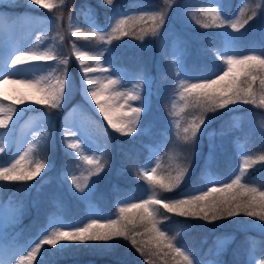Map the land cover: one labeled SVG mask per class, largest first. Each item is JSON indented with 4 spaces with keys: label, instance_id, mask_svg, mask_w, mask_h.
<instances>
[{
    "label": "snow or ice",
    "instance_id": "snow-or-ice-1",
    "mask_svg": "<svg viewBox=\"0 0 264 264\" xmlns=\"http://www.w3.org/2000/svg\"><path fill=\"white\" fill-rule=\"evenodd\" d=\"M27 3L33 6L42 5L43 8L49 10L57 7L52 0H27ZM63 3L64 0H61V4ZM99 3L111 13L106 17V25H100L97 22L95 11L85 5L81 11L86 15L90 31L84 32L80 27H76L71 32L72 37L96 38L108 45H111L114 40L128 36H135L140 41H143L146 36L156 37L165 25L169 11L176 0H164V6L159 11L141 12L138 16L127 15L118 0H99ZM210 3L215 4L216 7L204 11L202 16L205 20L196 19V23L206 29H222L217 34L221 40V46L214 54V61L218 59L219 63L214 62L211 70L206 67L194 74L189 71L185 63L187 48L179 45L172 52L173 59L170 61L178 80L176 87L179 97L185 101V106L190 103L198 113L188 122V126L183 128V140L192 145L198 141V133L203 134L220 110L233 111L241 105H256L264 108V44L260 45L259 54L255 46L252 47V54H236L239 52L238 34H241V30L257 17L256 8H260L264 0H261V3L252 9L251 15L244 19L239 16L230 19L222 15L228 10L226 0H210ZM176 7L179 9L180 5L176 3ZM72 16L73 13L70 12V21ZM59 19L57 17V21ZM105 27L111 30L105 32ZM60 39L63 40V37L61 36ZM14 51L11 48L5 49L3 41L0 40V76H5L0 84L23 83L30 85L31 91L30 93H18L14 98V103H9L7 106L3 104V100H0V127L4 128H7L9 122L13 121L14 114H19L20 110L16 107L17 105H25L27 108L31 107V104L26 102H35L53 109L60 107L70 84L68 72L70 60L67 56H57L50 50L19 51V54H13ZM229 52L234 54H228ZM74 55L81 66V88L85 98L90 97L88 102L90 104L94 102L92 106L98 108L99 113L116 133L130 135L138 132L137 124L141 120V113L147 114L151 108L150 97L153 94L155 77L150 70L141 66L132 76V79L136 81L132 88L117 92L113 86L124 87L129 80L126 74L113 68L112 75L106 78V82L100 81L94 75L98 70L84 64L86 59L98 60V57L90 56L89 52L80 50H75ZM49 61L55 62L56 66L51 68L47 78L35 81H9L7 78L9 75L22 74L23 69L35 67L37 63ZM114 76L117 78H113ZM120 77H123V80ZM53 79L55 83H52ZM257 82L258 89L255 87ZM0 96L4 99H12L2 91H0ZM120 100H123V103H119ZM132 102H138L140 106H133ZM117 107L121 109L126 107L128 111L114 119L113 110ZM261 123L264 126V120ZM176 125L179 127V121H176ZM143 130L145 129H141ZM77 131L81 133L80 136H77ZM62 133L64 134L62 139L71 137L75 141L67 143L68 149L79 148L80 140H86L88 137L87 126L83 121L79 124L75 121H68L67 126L62 128ZM35 148L36 145L29 143L28 150L19 159L7 167L0 166V182H29L40 176L46 169H51L54 166L52 163H46L44 159L39 158L33 159L30 164H24L25 159ZM3 151L4 148L0 147V152ZM106 151L105 148L101 156H104ZM71 155L79 156L89 166L86 176L82 171V179L75 175L71 176L75 194L79 199L88 201L96 193L99 182L103 179L102 174L107 161H102L101 157L83 155L80 152L71 153ZM212 163L211 159L205 161V172L202 174L205 186L209 183L212 185L207 187V190L194 187L191 191L197 194L181 192L179 198L171 199L160 196L157 191L159 189L162 192H172L178 189L190 174L191 157L187 164L177 165L174 175L168 174L160 179L154 176L157 168L153 167L151 172H143V178L151 185L150 189L145 190L148 198H141L139 203L121 202L115 219L102 218L103 222L101 219H88L86 223L65 224L53 216L37 230L35 237L30 238L19 250L11 247L5 248L3 242L7 229L19 221L22 215V205L14 208L11 200L7 206L0 204V264H13L15 256L28 247L30 251H27V255H19L15 264H33V261H37V264H56L55 257L63 256L74 249L111 251L120 238L129 240L146 258L147 264H154V257L168 256L169 253L172 254L174 264H201L195 252L184 245L177 246L176 241L179 239V234L169 236L166 229L162 230L163 224L157 219L158 215H162L164 220L171 219L168 214H174L185 220H203L209 223L230 221L235 218L234 222L241 230L258 229L264 235V191L242 183V179L247 178L246 174L249 169L256 164L264 163V154L255 158L244 155L237 169L238 174L232 173L233 178L227 183L207 171ZM64 176L67 179L66 172ZM92 177L95 178L90 179ZM161 206L165 210L163 213L159 211ZM130 209H140V212L131 214ZM92 215L96 213L93 212ZM109 215L112 214L109 213ZM242 217L252 219L242 220ZM79 223H82V226H78ZM138 225L144 227V233L137 231ZM144 235L148 236L147 240L137 239L138 236ZM225 239L230 240L231 238L226 237ZM247 243L246 264H264V239L257 244L255 237H248ZM44 246L48 248L44 249ZM42 249L47 253V259ZM222 251L223 247L218 248L217 255H220ZM38 254H40L39 258ZM212 264H221V262L213 261Z\"/></svg>",
    "mask_w": 264,
    "mask_h": 264
},
{
    "label": "trees",
    "instance_id": "trees-1",
    "mask_svg": "<svg viewBox=\"0 0 264 264\" xmlns=\"http://www.w3.org/2000/svg\"><path fill=\"white\" fill-rule=\"evenodd\" d=\"M197 1L202 2V0H194L192 3H197ZM118 3L122 6V9L126 10L129 16H138L141 12L159 11L160 8L164 6V0H118ZM226 3L228 5V10L226 13H222V15L230 19H234L237 16L244 19L248 15H251L252 9L257 4H260L261 0H226ZM85 5L95 11L97 22L100 25H106V17L111 13L109 9L100 5L99 0H66V7L62 11L60 10V12L63 14L73 13L72 18L76 21L78 26L82 31L88 32L90 31L88 21L85 13L81 11ZM33 8V6L27 3V0H14L9 3L0 2V10L8 11L10 15H15L24 10H33ZM256 11L257 17H255L253 21H250L249 25L245 26V29L241 30V34H238V43L240 45L246 43V38L249 34H252L256 28L261 29L263 27L262 29L264 30V4H262L260 8H256ZM169 18L170 17L166 18V23L160 30L158 36H146L143 41L138 40L135 36H128L120 40H114L111 45H108L96 38L85 39L83 36H69V38H64V44L67 50L68 47L74 43L82 51H87L90 55L97 56L100 61L108 62L111 65H120L130 70H139L141 66H145L155 78H158L170 72L168 58L162 54L161 59L153 65L149 64L148 61L142 62L139 57V51L150 44L154 47L156 46L158 38L169 30L167 28ZM104 30L105 32H109L111 29L105 27ZM221 31L222 29L219 28H207L206 38L198 44V56L190 57L187 60L189 68L192 69L194 67L196 68V73H199L206 67L208 70H211V66L214 62L219 63L218 59L214 61V54L221 46V40L217 35ZM60 32L64 34L63 31ZM239 53L242 55L252 54L245 50H239ZM96 63V60L89 59L87 65L90 67L94 66ZM72 71L75 78L81 73L76 71L75 66L72 67ZM170 81L171 80H168V82ZM255 87L258 89V82ZM26 103L31 104L30 102ZM17 106H23L24 113H37L38 111H42L46 115L45 117L49 119L45 122V135L40 141V144L36 147L33 153V159H44L46 163H52L54 166L51 169H46L45 172H42L40 176L34 178L32 181L38 180L41 176L46 175L50 178L59 176L68 187H70L67 194L61 195L62 203L66 206L67 218L73 220L83 216V205L75 194L70 183L71 178H69V170L73 165V157L67 148H63L60 145L59 141L57 130L59 122L58 115H60L63 110L58 108L53 109L50 106L39 104L37 108H26L25 105ZM247 106L250 105H241L233 111L220 110L215 118L211 120L208 127L203 131V134L201 135L198 133L199 139L195 145H192L183 140V128L187 127L188 122L198 113L190 103L188 106H185L184 102L187 122L181 129L166 134L162 145L158 148L157 156L160 159V164L155 173V177L160 179L168 174L174 175L177 165L187 164L189 157H191V171L178 189L172 192H162L157 189L160 196L170 199L179 198V194L182 191H191L201 182L200 175L203 169L202 157L206 147V131L210 129L225 131L230 121L231 114L234 112H241ZM81 108L82 114H84L86 119L91 123L96 137L103 139L105 142L107 151L103 161H107L105 164L107 175H105V183L99 185L96 193L99 192L100 198H98L103 205L101 206L113 212L114 217L111 219H115L118 209L121 206V202L119 201L120 195L117 194L118 191L124 194L131 193L139 197L141 194L145 193L146 189L151 188L148 181L143 178L141 168L152 156V149L150 148L152 143L140 130L130 135L116 133L87 106L83 104ZM259 109L264 111V108ZM44 121L45 119H43V122ZM51 122L55 124L54 127L51 125ZM241 131L244 132L243 130ZM226 148V152L219 165V167L223 169L222 173L224 175L228 172L229 167H227V164L229 161H237L241 152L253 158L264 154V139L256 136L248 137L245 134L240 139H235L232 133H230ZM65 172L67 173V179H65L64 176ZM246 177V179H242V183H247L250 187H256L260 191H264V163L254 165L249 169ZM25 183L27 182H0V192H2V196L5 197L10 192L21 189V185ZM103 189H106V193L102 191ZM191 194L197 193L191 191ZM147 198L148 195L145 199ZM126 203L131 202L127 200ZM24 207H26V204ZM24 211L25 208L22 209V216L17 223H22L20 221L22 218L24 221L23 223L29 220L31 224L27 231H35L36 227L43 222V218L41 220L40 214L32 215L30 212L24 215ZM159 211L163 213L165 210L161 206ZM139 212L140 209H130L131 214H138ZM168 215L171 216L169 220H164L162 215L157 216V219L161 220L163 224L162 230L166 229L169 236L179 234V239L176 241L177 246L184 245L187 249L195 252L198 257H202L206 246L210 243V239H212L213 236L230 235L229 238L231 239L225 241L223 251L218 255V258L214 260L221 262V264H245L244 258L248 247L247 238L255 237L257 244L264 239V235H262L258 229L241 230L234 222L235 218L230 221L209 223L203 220H185V218L174 214ZM241 219L250 220L252 218L242 217ZM137 231L144 233L145 230L144 227L138 225ZM137 239L147 240L148 236H138ZM47 248L48 246L44 247V249ZM44 249H42V253L47 259L48 255L44 252ZM39 255L40 254H38V258ZM55 259L56 264H85L87 262L93 264H147L146 258L137 251L136 247H134L129 240L123 238H120L112 250L108 252L79 248L69 251L63 256L55 257ZM153 259L154 264H174L171 253H169L168 256L162 255L161 257H154ZM33 264H37V261H33Z\"/></svg>",
    "mask_w": 264,
    "mask_h": 264
},
{
    "label": "rangeland",
    "instance_id": "rangeland-1",
    "mask_svg": "<svg viewBox=\"0 0 264 264\" xmlns=\"http://www.w3.org/2000/svg\"><path fill=\"white\" fill-rule=\"evenodd\" d=\"M14 0H0L3 3H9ZM194 1V0H193ZM190 0H176V3L180 5V8L177 9L176 3H174L173 7L169 11L168 17V25L167 28L170 32L165 35L163 38H160L156 51L150 45L148 47H144L141 49L139 53V57L142 62L148 61L149 64H155L160 59L162 54L168 58L169 63L173 59L172 52L179 45L181 47L187 48V53L185 55V63L188 59V54H197L198 48L193 47V45L197 43L199 39H203L202 34L207 33V29L203 28L201 24L196 23V19L205 20L202 16V13L206 10H209L212 7H216L215 4L210 3V0H202V2L192 3ZM52 2L56 5L61 4V0H52ZM33 6V5H31ZM33 11H23L22 13L9 18L7 13L0 11V40L3 41L5 49L11 48L14 49L13 54H19V51H37L42 52L45 50L52 51L57 56H67L70 60L68 72L70 76V84L69 90L66 94V97L61 101V106L58 107L63 112L58 115L59 119V133L60 140L62 145H67V143L75 142L71 139V137H67L62 139L64 134L62 133V128L67 126L68 121H75L77 124L80 122H85L88 131L87 139L80 140V147L77 149H69L71 153L80 152L83 155H95L97 157H101L103 161L104 156H101V152L105 149V142L102 139H96L92 133V129L89 126V123L86 122V118L81 113V105L87 106L91 109L94 114H96L101 120L107 124V121L104 119L103 115L99 113L98 108H94L92 104L88 101L90 97L87 99L81 88V74L76 78L73 76L72 67L76 66V71H81V66L79 61L75 59L74 51L80 50L75 44H72L66 50V46L64 44V38L71 35V32L75 30L76 27H79L76 21L71 18L69 19V14H61L59 9H64L65 6H57L55 9L49 10L42 7V5L33 6ZM39 9L40 12H37ZM194 14V15H193ZM57 17H59V21H57ZM263 28V27H262ZM256 28L252 34H249L246 38L245 44H239V49L245 50L248 53H252V47L255 46L257 48V54H259L258 49L261 44H263L262 39L264 40V30ZM62 30L65 32V36L61 34L52 35L54 30ZM230 31V30H229ZM51 33L49 35L48 33ZM63 37V40L60 37ZM262 38V39H261ZM75 46V48L73 47ZM82 51V50H80ZM228 54H234L229 52ZM236 54H239L236 53ZM138 59V58H137ZM89 59H86L84 64L87 66V62ZM10 63V60L8 61ZM138 64V63H136ZM56 64L53 61L49 62H40L32 68H25L22 70V74L17 75H9L7 78L9 81L13 80H40L41 78H47L50 74L51 68L55 67ZM187 66V65H186ZM97 69L98 71L94 74L96 79L106 82V78L109 75H112V69H119L120 73L126 74L129 78L128 83L121 87L120 85H114L113 88L117 92H123L126 89L132 88V86L136 83L132 76L138 70H130L121 66H108L107 63L98 62L96 66L92 67ZM170 71L172 80L170 83L166 79V75L155 79V84L153 85V94L150 97L151 108L150 111L145 114L141 113V120L137 124V129L143 128L144 132L152 136L153 138H157L154 142L155 145L152 146V158L143 165L142 167V175L144 171L151 172L153 167H158L159 161L156 156L158 153V146L162 142V138L169 131H173L175 129H180L183 127L187 120L184 109V100H182L177 92V84L178 80L176 78L175 71L170 64ZM191 72H195L189 70ZM195 74V73H194ZM117 78V77H113ZM123 80V77H120ZM183 78V77H182ZM212 78V77H208ZM5 76H0V81H3ZM196 82V81H192ZM52 83H55V79L52 80ZM0 91H2L6 96L12 99H4L0 96V100H3V104L7 106L9 103H14L15 96L20 93H30L31 86L23 83H3L0 84ZM143 94V93H142ZM10 101V102H9ZM31 107L37 108L38 104L35 102H30ZM119 103H123V100H120ZM133 106L139 107L138 102H132ZM175 105V107H173ZM20 112L18 115L14 114L13 121L9 122L7 128L0 127V147L4 148L3 152H0V166H7L12 163L14 160L19 159L20 156L24 155L25 151L28 150L29 143L37 145L41 138L44 135V129L40 123V119L43 118L44 114L41 112L38 113H24V107L16 106ZM128 109L125 108H116L113 110V118L116 119L122 113L127 112ZM264 120V112L259 110L256 105L247 106L241 113H236L232 116L230 120L231 126L235 129L233 136L235 139H239L244 136L242 131H239L242 127L245 129V133L247 136H253L258 134H264V126H262L261 121ZM176 121H179V127L176 125ZM162 127L160 135H155L153 132L158 128ZM232 129V128H231ZM76 130V129H73ZM81 133L77 131V136H80ZM159 137V138H158ZM206 138V147L204 153L205 161L211 159L213 163L221 162L223 155L220 158L216 153H221L224 150V142L227 139V136L224 133H216L215 130H209L205 133ZM211 150V156H210ZM34 151V149H33ZM32 151V152H33ZM26 158L27 161H31V154ZM74 156V155H73ZM244 153L241 152L237 161H229L227 167H229L227 175L222 176L218 175L215 170L217 169L222 173V168L216 167L211 164V166L207 169L208 172L214 174L219 177L222 182H230V179L233 178L231 176L232 173L238 174V167L242 163ZM74 166L71 170V175H75L77 177H81V173L83 171V175H87V168L89 167L84 161H82L79 156H74ZM79 165V167H78ZM213 167H216L214 170ZM205 171V167H204ZM103 179L99 182V184L105 181L106 174V165L105 171L102 174ZM155 176V174H154ZM92 177L90 179H94ZM46 181L25 185L24 190H22L17 196L10 195L5 200L0 198V204L5 206L8 205L9 200L12 202V206L15 208L18 205H22L28 199V196L24 194V191L28 189L34 190L32 195H29L33 198L31 204L33 207L38 208L42 205L44 200L42 197L41 187L45 186ZM56 189L53 195L55 196L57 193L61 192L63 188V184L61 181L55 182ZM212 185L209 183L205 186L199 187L201 190H207V187H211ZM106 193V189L102 190ZM50 193L49 195H51ZM37 196V197H36ZM146 194L142 196L128 195L127 197L121 198V201H125L127 199L130 200L131 203L139 202L141 198H145ZM84 205L87 211L91 213L95 212L96 215H92L93 219H101L106 218L109 214H105L101 211L98 206V203L94 200L93 197L84 201ZM46 209L51 210L48 220L55 216L59 218L63 223L70 224L73 222H68L64 216L63 205L60 201L55 200L51 204H49ZM41 216L44 217V214ZM74 222H82L83 219L76 220ZM82 223H79L78 226H82ZM12 230V227L7 229ZM20 229L13 230L11 234H7L4 240L5 248L11 247L15 250H19L29 239L23 240L18 236ZM226 237L215 238L208 246L204 253L203 259H199L201 264H212L214 260L218 258L217 249L220 247H224ZM27 251H30V247L26 250L19 252V255H27ZM19 255L15 256L13 260V264L15 261L19 259ZM248 259V254L245 257V263Z\"/></svg>",
    "mask_w": 264,
    "mask_h": 264
}]
</instances>
